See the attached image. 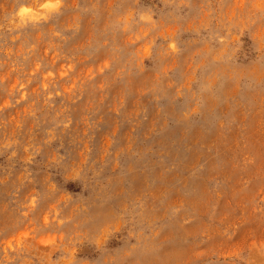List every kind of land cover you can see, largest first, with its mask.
<instances>
[{
	"label": "rangeland",
	"instance_id": "obj_1",
	"mask_svg": "<svg viewBox=\"0 0 264 264\" xmlns=\"http://www.w3.org/2000/svg\"><path fill=\"white\" fill-rule=\"evenodd\" d=\"M0 264H264V0H0Z\"/></svg>",
	"mask_w": 264,
	"mask_h": 264
},
{
	"label": "clouds",
	"instance_id": "obj_2",
	"mask_svg": "<svg viewBox=\"0 0 264 264\" xmlns=\"http://www.w3.org/2000/svg\"><path fill=\"white\" fill-rule=\"evenodd\" d=\"M49 7L55 8V7H57V4L56 3L50 4ZM25 11L26 10L22 8L20 10V15L23 16L25 14Z\"/></svg>",
	"mask_w": 264,
	"mask_h": 264
}]
</instances>
